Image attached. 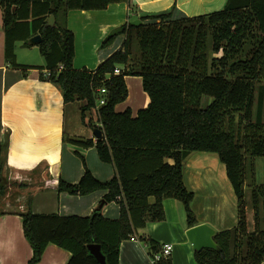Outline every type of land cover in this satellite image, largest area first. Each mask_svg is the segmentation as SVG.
Returning <instances> with one entry per match:
<instances>
[{
    "label": "trees",
    "instance_id": "1",
    "mask_svg": "<svg viewBox=\"0 0 264 264\" xmlns=\"http://www.w3.org/2000/svg\"><path fill=\"white\" fill-rule=\"evenodd\" d=\"M122 2L130 6V0H0L8 66L24 74L40 70V80L61 87L64 106L83 102L82 121L86 113L96 112L98 125L93 130L102 131L100 139L64 134L63 142L81 149L94 147L98 159L114 170L110 180L99 181L85 157L74 152L84 173L74 184L58 179L57 191L73 196L101 191L102 200L89 216L37 214L29 207L20 213L32 250L27 264L40 262L49 244L70 254L67 264H98L88 250L92 244L100 246L105 264H119L123 241L134 238L147 223L165 219V199L182 203L188 228L199 225L190 206L194 194L183 182L184 161L194 152L218 156L237 208L236 225L215 232L217 249L193 251L195 262L264 264V183L257 184L253 177L248 183L254 160L264 157V0H226L221 10L207 14L177 18L171 11L144 16L137 26L127 22L121 33L107 36L100 45L105 48L124 34L119 49L93 70L75 69L74 34L66 26L67 13L99 11ZM49 16L54 17L53 26H46ZM132 31L138 56L132 55ZM36 35L41 37L36 47L44 65L19 64L15 43L35 47L30 39ZM116 69L119 74H114ZM126 76L140 77L149 98L135 115L129 107L115 109L128 97ZM203 98L210 99L204 106ZM6 153L7 139L0 143V197L9 187L3 175ZM112 202L119 206V215L106 218L101 210ZM139 239L149 245L153 262L161 248L152 239ZM153 264L172 263L167 257Z\"/></svg>",
    "mask_w": 264,
    "mask_h": 264
},
{
    "label": "crops",
    "instance_id": "2",
    "mask_svg": "<svg viewBox=\"0 0 264 264\" xmlns=\"http://www.w3.org/2000/svg\"><path fill=\"white\" fill-rule=\"evenodd\" d=\"M225 2L226 0H130V6L122 2L110 4L99 11L71 10L66 15V26L74 34L73 66L75 69H95L121 47L125 35L120 34L105 48L100 47L102 41L112 30L127 22L171 11L177 18L207 14L221 10ZM4 43L1 22L0 143L7 139L3 175L8 180L9 187L7 194L0 197V212L3 213L0 215V264H27L32 250L22 231L20 213L29 207L37 214L89 216L102 200L104 192L101 191L85 196L57 191L58 179L74 184L84 173L83 164L74 152L85 157L88 169L99 181L110 180L114 176V170L111 165L102 163L97 154L100 164H89L88 159H93L96 153L94 147L81 149L63 142L64 134L96 140L93 133L88 136L78 129V111L83 102L76 101L64 106L61 87L57 83L40 80V70L29 69L24 74L21 70L10 68L4 58ZM18 48H25L22 42H16L14 48L19 64L44 65L42 56L43 63L23 59ZM35 48L37 47L29 49ZM125 82L128 97L132 96V91L137 96L144 97L141 103L144 108L148 104V96L142 89L141 78L126 76ZM123 103H127V100ZM136 104L135 109L128 106L133 115L143 109ZM69 107H72V125L67 127ZM183 182L186 189L194 194L190 206L199 224H207L215 232L230 229L231 223L232 226L236 225L237 208L236 218H227L221 212L225 203V191L228 189L233 192V189L227 179L225 166L216 154L191 153L184 161ZM246 193L249 194V191ZM230 198L236 205L234 192ZM163 208V221L147 223L144 229L137 231L134 238L121 243L119 264H153L149 255L150 247L146 242L140 241V237L152 239L160 248L164 244H170L172 252L169 259L172 264H196L193 249L185 234L189 228L182 203L175 199H165ZM101 213L106 218H117L119 206L114 202L109 203ZM69 258L67 251L49 244L37 264H67Z\"/></svg>",
    "mask_w": 264,
    "mask_h": 264
},
{
    "label": "rangeland",
    "instance_id": "3",
    "mask_svg": "<svg viewBox=\"0 0 264 264\" xmlns=\"http://www.w3.org/2000/svg\"><path fill=\"white\" fill-rule=\"evenodd\" d=\"M1 22H2V11L0 9V23ZM109 35H110V33H109ZM109 35H108V37H109ZM130 36H131V45H132V55L138 56L139 51H138V47H137L136 33L134 31H132ZM18 50L20 51V54H21L20 57H23V59H26L29 61H34V62L38 61L37 63H43V59H42L37 48L32 49V50L29 48H23V49L18 48ZM256 90H257L256 92H258L259 89L257 88ZM263 91H264V87H263ZM131 95L132 96L127 97V99H126L127 103L124 104L122 102L116 106V111H123L128 106H131L132 109H135L137 107L136 103H138V107H141V105H142L141 103H142V100L144 99V97L137 96V94H135L134 91L131 92ZM256 95L257 94H255L254 100H258ZM209 100L210 99H208V98H203L202 105L203 106L206 105ZM148 101H149V98H148ZM71 108L68 109V112L66 115L67 116L66 117V123L68 122L67 127L72 125V120H71L72 114L70 112ZM141 108H143V107H141ZM95 125H98L96 112H94L93 114L92 113L91 114L86 113V117H85L84 121H82L81 111L80 110L78 111L77 126H78L79 130H81L83 133H86V135L89 136L93 133V127ZM88 162L90 165L100 164V162L98 161V159L96 157V153H95V156L93 159H91V158L88 159ZM254 176H255V178H254ZM251 177H253V180L255 179L257 184L264 183V157H258L254 160L253 173L252 174L249 173L248 183H250ZM230 192L228 191V189L225 191V203H224V205H222L221 212H224V214H225V216H227V218H230V217L236 218V205H235V202L233 203V201L230 198V196L233 195V192L232 191H230ZM245 199H246L247 215H248V210L250 213V216L248 217V219H249L248 220L249 231H252L253 230V216H252V211H251V198H250V195L248 193L246 194ZM232 225H233L232 223L229 224V226H231L230 229H232L234 227ZM186 238H187V236H186Z\"/></svg>",
    "mask_w": 264,
    "mask_h": 264
},
{
    "label": "water",
    "instance_id": "4",
    "mask_svg": "<svg viewBox=\"0 0 264 264\" xmlns=\"http://www.w3.org/2000/svg\"><path fill=\"white\" fill-rule=\"evenodd\" d=\"M54 17L49 16L46 22V26L54 25ZM141 23L139 19H136L131 22L133 26H137ZM122 28L118 27L110 32L109 37H113L119 33H121ZM41 42L40 35H36L30 39V43L34 46L38 45ZM95 139H100L102 137V131L99 129H95L94 132ZM215 234V230L208 226L207 224H199L192 228H189L186 231L187 239L193 249V251H200L202 249H217L215 242L213 241V236ZM88 250L95 257L98 264H105L104 256L101 253V249L99 245L92 244L88 245Z\"/></svg>",
    "mask_w": 264,
    "mask_h": 264
},
{
    "label": "built area",
    "instance_id": "5",
    "mask_svg": "<svg viewBox=\"0 0 264 264\" xmlns=\"http://www.w3.org/2000/svg\"><path fill=\"white\" fill-rule=\"evenodd\" d=\"M119 73H120V72H119L118 69H116V70L114 71V74H119ZM46 74L48 75L49 73H46ZM100 93H101V94H104V93H105V90H104V89L100 90ZM104 103H105L104 99L101 98V99L99 100V105H103ZM171 252H172V246H171L170 244H164V245H162V247H161V251H160L158 254H155V255H154L153 262H157V261H159L161 258H167V257H169V256L171 255ZM153 262H152V263H153Z\"/></svg>",
    "mask_w": 264,
    "mask_h": 264
}]
</instances>
